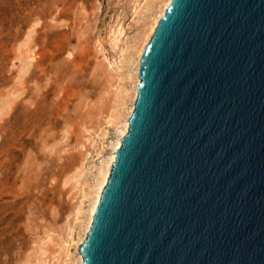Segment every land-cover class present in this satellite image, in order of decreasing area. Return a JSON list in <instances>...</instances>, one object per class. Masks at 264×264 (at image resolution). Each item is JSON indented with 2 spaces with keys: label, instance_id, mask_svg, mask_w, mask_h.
I'll list each match as a JSON object with an SVG mask.
<instances>
[{
  "label": "water",
  "instance_id": "obj_1",
  "mask_svg": "<svg viewBox=\"0 0 264 264\" xmlns=\"http://www.w3.org/2000/svg\"><path fill=\"white\" fill-rule=\"evenodd\" d=\"M138 75L83 264H264V0H172Z\"/></svg>",
  "mask_w": 264,
  "mask_h": 264
},
{
  "label": "rangeland",
  "instance_id": "obj_2",
  "mask_svg": "<svg viewBox=\"0 0 264 264\" xmlns=\"http://www.w3.org/2000/svg\"><path fill=\"white\" fill-rule=\"evenodd\" d=\"M144 2L0 0V264H59L81 181L117 137L104 119Z\"/></svg>",
  "mask_w": 264,
  "mask_h": 264
},
{
  "label": "bare ground",
  "instance_id": "obj_3",
  "mask_svg": "<svg viewBox=\"0 0 264 264\" xmlns=\"http://www.w3.org/2000/svg\"><path fill=\"white\" fill-rule=\"evenodd\" d=\"M171 1L172 0H145L144 2L146 14L143 19V23L133 37L132 42L130 41L131 44H128L129 47L127 48V62L129 64V68L126 79L128 80L129 85L123 86L119 90L116 89V91L118 90L117 99L110 107L111 110L110 112L108 111L109 113L104 119L105 126H113L116 129L117 137L111 143L110 153L104 159L102 165L100 164L101 167L98 169L92 184L89 185L87 184L88 182L83 183V181H81L79 200L75 204L73 210L72 223L70 222L67 227L66 236L60 243L62 254L60 256L61 260H57L59 264L60 262H62V264H72L75 262H77V264H83V257L78 252V249L86 238L91 227L93 216L99 203L102 191L107 184L112 166L115 162V153L121 147V140L128 132L129 119L134 110L137 88L140 83L138 73L141 56ZM140 4L142 3L140 2ZM136 10L137 8H135V11ZM116 34L117 38H115V44L120 40V29L116 32ZM85 185H87V189L84 188ZM86 201H88V204L85 208L84 203ZM76 226L77 228L79 227V230H76V232L78 231L76 233L77 235H75ZM71 247L75 249L74 253H72L73 251L71 252Z\"/></svg>",
  "mask_w": 264,
  "mask_h": 264
}]
</instances>
